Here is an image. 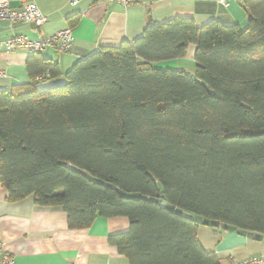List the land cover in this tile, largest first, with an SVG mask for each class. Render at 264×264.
<instances>
[{"label":"trees","instance_id":"1","mask_svg":"<svg viewBox=\"0 0 264 264\" xmlns=\"http://www.w3.org/2000/svg\"><path fill=\"white\" fill-rule=\"evenodd\" d=\"M243 8L244 28L149 21L138 39L75 62L62 86L36 89L62 73L32 54L29 84L0 90L7 200L61 207L70 230L127 218L108 244L128 264L220 262L200 246L202 226L112 188L157 198L160 185L167 205L264 235V0ZM189 46L192 74L153 66Z\"/></svg>","mask_w":264,"mask_h":264},{"label":"crops","instance_id":"2","mask_svg":"<svg viewBox=\"0 0 264 264\" xmlns=\"http://www.w3.org/2000/svg\"><path fill=\"white\" fill-rule=\"evenodd\" d=\"M27 1L38 7L46 23L36 29L30 24H10L2 20L0 42L16 35L30 40L48 38L69 27L73 38L71 48L65 52L58 54L53 49L40 52L60 68L62 75L39 82L38 90L64 85V74L75 62L103 47H116L122 41L138 39L149 21L164 23L181 17L192 19L197 28L213 20L244 28L248 19L243 8L246 0H226L227 7H222L218 0H131L129 5L107 0H77L75 6L71 5L72 0ZM10 6L22 5L11 1ZM194 51L195 47L189 46L183 58L153 66L192 74ZM30 57L25 50L11 53L0 49V90L29 84L26 62ZM128 229L125 217H98L86 229L70 230L61 207L38 206L33 195L10 202L6 190L0 186V246L14 258L15 264H128L127 259L108 244L110 236L126 233ZM196 236L200 246L213 253L220 264L251 257L264 259V235L255 240L236 232L199 227Z\"/></svg>","mask_w":264,"mask_h":264},{"label":"built area","instance_id":"3","mask_svg":"<svg viewBox=\"0 0 264 264\" xmlns=\"http://www.w3.org/2000/svg\"><path fill=\"white\" fill-rule=\"evenodd\" d=\"M11 1L19 2L22 6L12 8ZM116 1L123 5H129L131 0H107ZM222 7H227L226 0H218ZM77 0H72L71 5L75 6ZM5 20L10 24L25 23L30 24L36 29L41 28L46 23L45 16L38 7L27 0H0V21ZM73 38L70 28H65L53 34L48 38H37L30 40L23 35H16L5 41L0 42V49L5 48L7 52H15L17 50H25L28 54L40 53L43 50L53 49L55 53H62L71 48ZM0 264H15L14 258L6 254L0 246ZM232 264H264V259L251 257L240 262Z\"/></svg>","mask_w":264,"mask_h":264},{"label":"water","instance_id":"4","mask_svg":"<svg viewBox=\"0 0 264 264\" xmlns=\"http://www.w3.org/2000/svg\"><path fill=\"white\" fill-rule=\"evenodd\" d=\"M189 75H190L191 79H195V77L193 75H191V74H189ZM206 89H208V87H206ZM66 167H68V166L66 165ZM151 179H153V177H151ZM112 189H114L120 195V198H124L127 200H134V201L142 200V201H145L148 203L156 204L159 206V208L166 209L170 213L175 214L177 216H180L184 219L190 220L193 223H196L197 225H200L202 227L212 228V229H216V230H220V231H224V232H229V233L236 232L237 235H239V236L254 238L255 240H258L260 238V235H258V234H253L251 232H246V231H236V229L234 227L226 226L224 224H220L217 221L203 219L200 216L192 215V214L183 212L180 209L174 208L173 206L167 205L165 197L163 195V191L161 190L160 185H158V189L160 190V194H159V197H157V198L140 196L137 193L127 194V193L121 192L118 189H115V188H112Z\"/></svg>","mask_w":264,"mask_h":264},{"label":"rangeland","instance_id":"5","mask_svg":"<svg viewBox=\"0 0 264 264\" xmlns=\"http://www.w3.org/2000/svg\"><path fill=\"white\" fill-rule=\"evenodd\" d=\"M187 67H190L189 65H188V63H187ZM191 68V67H190Z\"/></svg>","mask_w":264,"mask_h":264}]
</instances>
